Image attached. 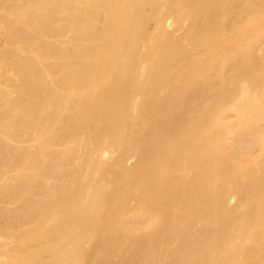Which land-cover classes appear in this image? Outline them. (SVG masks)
Wrapping results in <instances>:
<instances>
[{"label":"bare ground","instance_id":"bare-ground-1","mask_svg":"<svg viewBox=\"0 0 264 264\" xmlns=\"http://www.w3.org/2000/svg\"><path fill=\"white\" fill-rule=\"evenodd\" d=\"M157 4L158 0H0V108L8 109L6 112L0 109V177L5 173L4 169L8 172L24 169L22 167L27 165L29 169L21 170L22 175L17 179L18 188L14 186L6 198L19 197L26 199L28 207L35 205L31 211L26 207L6 213L13 204L9 206V202V207L4 208L9 210L0 209L1 230H8L10 235L5 234L9 238L6 242L3 241L6 238L0 239V264H79L83 259L84 243L99 234L97 231L103 232L101 234L111 245L118 246L128 234L141 229L142 221L131 226L126 223L129 221L124 223L125 213L122 214L124 217L120 216L113 197L111 199L103 193L105 180L94 181L93 174L99 168L101 170L102 164L95 158V151L87 147L95 143L103 150L110 142L125 155L137 150L134 147L140 142L138 134L143 121L137 115V100L141 94L151 90L143 80V62H150L152 76L155 77L157 72L171 73L178 55L175 50L167 49L171 52L164 68H161L155 64L161 55L155 52L156 48L144 53L146 50L143 48L149 43L152 49L151 41L156 39L151 35L146 9ZM237 92L235 94L240 98L233 93L220 96L215 113L205 107L206 113L195 123L192 115L176 124L168 120V114L172 118L170 111L154 114L151 119L154 120L151 125L152 145L149 144L138 166L149 177L144 179V175V183L148 180L147 183L141 179L142 188L141 184L136 188L137 179L132 177L135 171H131L132 174L124 171L121 175L118 172L117 182L130 189V192L121 194L122 199L131 195L141 202L139 210L142 212L133 211L134 215H139L132 216L136 220L145 212L150 217L149 221L160 222L159 227L167 225L180 231L179 217L182 220L194 217L200 211H197L200 209L198 202L205 200L212 204L204 203L211 208L208 207L205 214L199 213L204 219L199 218L204 222L207 234L202 235L200 231V238L199 234L195 235L198 240L193 241L196 237L191 235L192 239L188 237L190 240L181 241L174 252L178 261L188 255L189 259H197L196 263L213 264L216 255V258L212 256L214 259L205 252L213 255L219 251L217 256L223 259L226 252H233V243L236 248L240 244L242 247L245 239L250 237L263 246L258 250H264V187L261 175L258 176L264 170V99L247 93L245 84ZM235 98H239L237 104ZM226 99H231V106L236 104L231 118L225 115L223 106L226 103H221ZM158 124L163 126L157 127ZM186 124L196 126L188 129ZM73 143H78V146L70 149ZM57 146L61 148H55ZM83 148L87 156L76 164ZM67 165L72 166L71 170L61 171L60 167ZM183 170L185 175L183 173V177L178 178L180 174L177 172ZM50 178L60 181V184L53 187ZM244 180L243 201L245 198L248 205L244 204L250 209H246L247 213L242 217L241 213L245 212L243 201H239L238 207L241 202L243 204L242 209L237 207L239 210L225 209L223 204L232 191L240 196ZM41 197L48 198L50 202L46 209L43 205L47 201L40 203ZM26 209V212L35 213L27 215L24 213ZM240 210L243 212L238 213ZM103 216H107L106 222ZM119 217L121 219L117 222ZM72 219L75 226L71 224L70 227ZM35 221L40 223L35 224V228L31 227ZM90 224L93 228L88 227L92 226ZM17 229L25 230H19L18 234ZM24 232L26 236H22ZM27 238L30 239L28 243L25 242ZM145 241L150 248L153 241ZM32 242L38 245L34 248ZM158 243L154 250H158ZM240 249L244 251V248ZM258 250L257 255L261 256L257 259H260L264 251L258 254ZM201 252L208 256L207 260L200 257ZM233 253L235 255L227 258L228 264H235L242 252ZM222 259L216 260L224 264Z\"/></svg>","mask_w":264,"mask_h":264},{"label":"rangeland","instance_id":"rangeland-1","mask_svg":"<svg viewBox=\"0 0 264 264\" xmlns=\"http://www.w3.org/2000/svg\"><path fill=\"white\" fill-rule=\"evenodd\" d=\"M150 7H153V8H150ZM152 9H154V11ZM146 10H147V12H146ZM146 10H145V12L148 13V15L146 13L145 14L147 15V17L149 16L148 19L150 20L149 26L151 27V29H150V27H149V29H150L151 35L155 36L156 39H154L155 41L154 40L151 41V43L153 42L152 43L153 44L152 49L149 46L150 45L149 43L147 44L148 46L146 45L147 49L145 47L143 48L144 50H146V51L143 50L144 53L148 54L151 51H153V48H156V49H154V50H157L155 52H157L158 55L159 54H161V55H159L160 57H159V59H157L155 64H159V66L161 68L162 67L164 68V64H166V62H167V56L171 51L175 50L178 53V55H176L177 57L175 56L176 58L174 60V63L175 62L176 63L173 66V68H172L173 70L171 73L164 74L163 72L162 73L157 72L158 75L155 77L152 76L153 75L152 70H151L152 65L150 64V62H148V61L145 62L146 60L144 61L145 63L143 62V64H145L144 65L145 67L142 66L143 69H142L141 73L144 77L143 80L145 82L147 81L149 86H151V90L148 93L146 92V93L141 94V96L138 97V100H137L138 101V103H137V105H138L137 106V115L139 116L140 119L141 118L143 119V121L141 119L142 128L139 129L140 131L137 130V131H139V134H140V135L138 134V137L140 138V140H138V141H140V142H139V144L135 143V147H134V150H135V148H137L136 151H138V152L132 151L134 153L131 152V154L125 155V154L121 153L119 150H117L115 147H112L110 145V142H108V145H109L108 148H103V150H100L95 145V143H90L87 147L89 150L95 151V158L97 159V161L100 160V162L102 164L101 170L99 168L100 171L97 170L93 174L94 175L93 179H95L94 181H96V182L98 180L100 181L101 178L105 180L104 181L105 186H103L104 187L103 193H105V196L111 197V199L113 197L114 203L116 202L115 204H117L119 207V211H120L119 215L121 214L120 216L124 217V215H125L127 217V218H125L124 223L126 221H129L126 223L131 226V224L132 225L135 223L138 224V221H139V223L142 221L140 223L141 225H139V227H141V229H139V231L133 232L135 234H132V233L130 235L128 234V236L118 246L115 245L114 243L111 245V243L109 241H107L104 234H101L103 232L97 231V233H99V234L94 232V234H97V235L96 236L94 235V237H91V239H89L90 241L89 240L86 241V243H84V245L82 247V250L84 252H82L81 257L83 259H81L82 261L80 260L81 263L79 262V264H130V263L131 264L132 263L133 264H173V263L174 264H200L199 261H198V263H196L197 259H195V258L189 259L187 254H186L187 255L186 257H188L189 260L184 256V258H185V259H183L184 261L183 260L178 261V259L174 256V252L177 251L178 247L181 245V243L184 240H187L189 238L192 239L190 237L191 235H194L192 237H196V238H193V241H196V240H198L197 236H198L200 231H201L200 234L202 233V235L207 234L206 233L207 230H205L206 227H205L204 222H203L204 219H202V217H201L202 215L199 213H200V211H202L201 213H204L206 211V209L209 210L211 208L209 206H206L208 203H206V201L204 199H202V200H204L205 202L199 200L203 203H201V202L199 203L197 201L199 205L197 203H195V205L197 204L200 207V209L197 208L198 209L197 211L200 210L199 212L196 211L194 203H193V206H194L193 209L195 210V211L193 210V212H194V214H195V212H197L198 214L196 213L194 217H190L191 219L190 218L188 219V217H187V218H183V220H182L181 217H179L177 219V221L180 220L182 222L181 223L179 221L181 224L180 225V231L175 230L171 226L166 227L167 225L165 227H164V225H163V227L162 226L159 227L158 223H160V222L155 224L154 223L155 221L152 222V219L149 221L150 217L145 212H144L145 214L143 213V215H141V213H140V215L142 216L143 219L140 216L139 218H137L138 220H136L135 217H137L138 214L136 215V213H135V215H136L135 216L134 212L135 211L136 212L138 211L137 213L142 212L141 210H139V209H141V206H140L141 202L138 201L139 199H137V197H135L136 198L135 199L134 196H131V195H129L128 197L126 196L127 199L124 198V200H123L122 199L123 195H121V194L130 192L129 191L130 189H128L129 187L125 186L124 184L121 185L122 183L121 184L118 183L117 179H119L118 178L119 175H121L122 172H124V171L125 172L126 171H129V172L135 171V172H133V174L131 172V174L133 176L129 172H127V173L130 176H132L133 178L135 177L137 179V181L135 180L136 188H137L140 186L141 182L144 183V180H143L144 175H145L144 179L149 178L147 176L146 172H143L140 169H138V166L140 165V163H139L141 161L140 158L144 156V154L146 153V151L149 148V144L151 143V137H152L151 125L154 122V120H151V119H152L154 114H156V113L166 114L168 111H170L169 113L172 116V118L168 114L167 115V117H169L168 120L171 119L172 123H176V124L180 123V121L184 117H186L187 115H189V116L192 115V118H194L193 123H195L194 121H199V118L201 119V117H203L202 115L206 113L208 108L210 109L208 111H211V113L212 112L215 113L218 110L217 109L218 104L216 102H218L220 96L222 97L225 94L227 96L230 93L235 94L239 90V87H241L242 84H245V91L247 93L251 94V96H257L259 99H264V0H158L157 5L148 6V9H146ZM154 16H155V19H154ZM151 21H152V23H151ZM162 42H164V43H162ZM89 44H93V42H89ZM161 45H162V47H161ZM168 45H170V46H168ZM163 49H165V50L163 51ZM167 49L168 50L170 49L171 51L167 52L168 51ZM165 51L167 52L166 54H164ZM187 53H191V54H187ZM203 53H204V55H202ZM180 61H182V62H180ZM149 64H150V66H149ZM174 74H176L177 76ZM173 75L175 76L176 79L174 78ZM152 79H153V81H152ZM150 81H152V82L149 83ZM163 81H166V82L163 83ZM238 84H239V86H238ZM227 85H229V87ZM222 87H223V90H221ZM234 91H236V92L234 93ZM214 92H216V94ZM209 93L210 94L212 93V94L210 95ZM238 95H240V94L238 93ZM238 95L235 94L236 97H239ZM196 96H198L197 97L198 99L195 98ZM207 97H209V98H207ZM224 98H226V97H224ZM239 98H237V99H239ZM237 99L235 98L236 104L238 102ZM230 101H231V99H230ZM230 101H229V99H226V101L223 100V102L221 101V103H223V105H224V103H226L224 106L223 105L222 106H223V109L225 110L224 111L225 115L228 118H231L234 116L235 109H236V104L233 103L234 105L232 104V106H231L232 101L231 102ZM228 102H229V105H228ZM205 107L207 108V110ZM211 107H213L216 110L215 111L211 110ZM173 108H176L177 110H175V111L170 110ZM0 109H2V108H0ZM141 109H142V111H141ZM4 110H5V112H6V110L8 111V109H4ZM143 110H145V111H143ZM163 116H165V115H163ZM188 117H186V118L188 119ZM263 123H264V121H263ZM161 126H163V124L162 125L158 124L157 127H161ZM193 126H196V124H191V125L186 124L185 127L188 129H190V128L193 129ZM76 144H78V143L71 144L70 149H75V147L78 146ZM137 144L140 146H138ZM150 145H152V144H150ZM55 148H61V147L57 146ZM79 155H80V159L77 160L76 164H80V162L87 156L86 149L83 148L81 154H79ZM122 156H125V157H122ZM101 164L99 163L100 166H101ZM22 168L29 169L27 165H25ZM60 168H61V171H63V172H67V171L69 172L71 170L72 166L70 167L69 165H67V166H62ZM123 168H124V170L122 171ZM10 169H12V168H10ZM24 169L9 170V168H8V170H9L8 172H7V169H6V171L4 169L5 173L2 171L4 173L2 176H4V175H6V176L3 178H2V176L0 177L1 179H3L0 181V201H1L0 209L3 211H7L9 209H4V208H8L10 206V204L13 203L12 206H10L11 210L7 211L6 213H10L11 211H13L12 209L17 211V210H22V209H25L26 207H28V203H27V201H25L26 199H22L19 197H12L10 199L6 198V197H8L9 191L14 189L15 188L14 186L17 185V181H18L17 179L22 175L23 171H21V170H24ZM183 171H178L177 174H180V175L177 176V174H176V176L178 178H181L183 173H184L183 174V176H184L185 171L184 172ZM259 171H260V169H259ZM262 171L263 172H261V173L259 172L260 174H258V176L261 175L260 179L262 182V186L264 187V185H263L264 184V170H262ZM6 172H7V174H6ZM20 172H21V174H20ZM118 172H119V175H118ZM137 172H138V174H137ZM142 172H143V174L141 175ZM195 172H196V169H195ZM192 173H194V172H192ZM190 175L192 176L194 174H191V172H190ZM262 179H263V181H262ZM140 180H141V182H140ZM245 180H247V182H249L248 179H245ZM245 180H244V182L241 183V186L245 183ZM147 181L148 180H145L146 183H147ZM59 182L60 181L56 180L55 178H53V179L50 178V184L53 187L56 185H59L60 184ZM146 183H144V184H146ZM133 184H135V183H133ZM137 185H139V186H137ZM123 186H125V187H123ZM142 186L143 185L141 184V188H142ZM245 186H246V183L242 187V191L240 192V196H239V194L234 193V191L229 193L228 196H230V197L226 196V198H227V199H225L226 203L223 204V207L226 206L225 209H227L228 207H229L228 210H230V209L235 210V208L237 209L238 205H240L239 201H243V196L245 193H242V192H244ZM17 188H18V185H17L16 189ZM106 193H108V195H106ZM43 199H45V200H43ZM47 199L48 198L43 197L41 200H39V202L42 204L45 203L44 201H47L46 204L43 205L44 209H46V205L48 206V204H50V202H48L49 200H47ZM55 200H56V195H55V199L53 202H55ZM113 200H111L110 202L113 203ZM50 201H52V200H50ZM123 201H124V203H123ZM121 202L124 205L121 204ZM8 203H9V206L7 205ZM204 203H206V205ZM244 203L246 204L245 198H244L243 204ZM247 203L250 204L251 202L248 201ZM1 204H3V205H1ZM243 204L241 202V206ZM245 204H244V207L242 206L244 211L246 209H247V211H249L250 206L248 208V206H245ZM120 205H122L121 206L122 208H120ZM197 205H196V207H198ZM208 205H210V204H208ZM246 205H248V204H246ZM5 206H7V207H5ZM34 206L35 205H33V207L29 206L28 209L30 210L32 208V210H34L33 209ZM204 206H206V207H204ZM210 206H212V204ZM241 206H239V207L241 208ZM202 207H204V208H202ZM208 207H209V209H208ZM237 210H239V209H237ZM26 211H27V209L24 211V213L28 215L30 212H26ZM247 211L243 212L240 210V211H238V213L243 212L241 214H242V217H244L246 215ZM33 212L34 211H32V213H30V214H33ZM131 212L133 214H131ZM122 214H124V215H122ZM243 214H245V215H243ZM133 215L135 216L134 218L132 217ZM198 215H199V217L197 218ZM238 215H240V214H238ZM103 217H101L100 221L103 220L102 219ZM147 217H149V218L147 219ZM242 217H240V218H242ZM104 218H105L104 220L106 222L107 216H105ZM199 218L202 219L203 221H201ZM69 219H71V218L69 217ZM119 219H121V217L117 218V222ZM39 220H41V219H39ZM72 220H71V222H69L70 227H72L71 224H73V226H75L74 225L75 221L73 220V222H72ZM143 222L145 223V225H143L144 224ZM188 222H190L191 224H189ZM37 223H40V222L35 221L33 223V225H31V227H33L35 224L38 225ZM124 223H123V225H124ZM147 223H148V225H147ZM90 225H92V224H90ZM128 225H124V226L126 227ZM35 226H34V228H35ZM124 226H121V227L124 228ZM88 227L93 228V225L88 226ZM169 227H170V229H169ZM204 227H205V229H204ZM115 228H116V226H115ZM118 228H119V226H118ZM182 228H184V229H182ZM172 229H173V231H172ZM0 230H1V226H0ZM3 230H5V231H3ZM3 230L0 231V234L3 233L2 234L3 236L2 237L0 236V239L6 238V235H5L6 233H7L8 237L10 236V235H8V232H7L8 230H6V229H3ZM19 230L17 229L18 232L16 231L18 234H19ZM23 230H25V229H22L20 231H23ZM176 231H178V232H176ZM10 232L15 234V232H12V231H10ZM14 234H12V235H14ZM22 234H23L22 236H26V235H24L25 232ZM196 234H197V236H195ZM200 234L198 236L199 238H200ZM154 235L156 237L158 236L159 238L158 237L155 238ZM20 236H21V234H20ZM150 237L151 238L154 237L155 239L154 238L153 239L155 241H156V239L159 240L158 241L159 243L157 241L155 242L153 239H150ZM169 237H172V238H169ZM142 238H144V240ZM183 238H185V239H183ZM241 238L243 239L242 236H241ZM8 239L9 238H6L3 241L6 242ZM23 239H25V237H23ZM242 239H240V240H242ZM252 239H253V237H250L249 239H245V241L242 240V241H244L242 247L240 246L241 244L238 243L240 245L239 246L236 245V246H238L236 248L234 245L235 243H233V247H232L233 252L235 251L237 254L239 252H242V253H239L240 256L236 255V256H239L238 257L239 260L236 261V263H239V264H262L263 263L264 254L262 255V257H260V259H257V256L259 258V256H261L260 253H262L264 251V250L260 251L258 249H260V248L263 249V246H259V243H257V241H252ZM29 240L30 239H28L26 241L23 240V241L28 243ZM145 240H149V242H151V240L153 241V244L151 245L152 248L151 247L149 248L150 245H148L147 243H144V242H147ZM168 240H170L171 242ZM253 240H255V239H253ZM239 241H237V242H239ZM154 242H155V244L158 243V246H159L158 250L155 249L156 253L154 250V248H156L155 247L156 245L154 244ZM169 242H170V244H168ZM237 242H236V244H237ZM255 244H257V246H259V247L255 246ZM36 245H38V244H36V242H34L32 244V246L34 248ZM136 245H138V246H136ZM262 245H264V243ZM234 247L236 250H234ZM135 248L137 249V251ZM240 248H242V249L244 248L243 249L244 251H242ZM256 248L258 251H260L258 253L260 255H257ZM4 249L6 250V248H4ZM111 249H112V251H111ZM239 249H240V251L237 252V250H239ZM34 251H37V250L34 249ZM153 253L156 254V256L153 255ZM205 253L209 254L210 257L216 255L217 258L214 256L216 259H218V258L222 259L221 256H217L219 251L216 254L213 253V255H211L212 253H208V252H205ZM228 253L229 252H226V255L225 254L222 255V256H224L222 259L224 264H225V262H226V264H228L227 258H230L231 256L235 255L234 253L233 254L231 253L232 255L228 254ZM221 254H223V253H221ZM196 255H198V254H196ZM200 255H202V256H200ZM200 255H198V256H200L201 258L205 257L204 256L205 254L204 253L202 254V252L200 253ZM154 257L155 258L158 257V258L155 259ZM207 257L208 256L205 257L206 260H207ZM214 257H212V258H214ZM212 258H210L209 260H211ZM233 258H235V257H233ZM153 259H155V260H153ZM173 259H175V260H173ZM193 259H195V260H193ZM216 259L214 260V262L212 261L213 264L214 263L215 264H221L222 263L220 261H218L219 262L218 263ZM231 259H229V262ZM235 259H237V257ZM258 260H260V262ZM153 261L155 263H153Z\"/></svg>","mask_w":264,"mask_h":264}]
</instances>
